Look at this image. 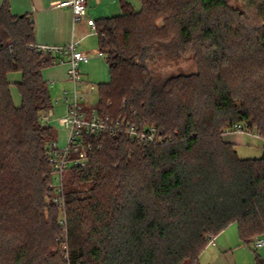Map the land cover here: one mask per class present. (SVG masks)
Returning <instances> with one entry per match:
<instances>
[{"label":"trees","instance_id":"obj_1","mask_svg":"<svg viewBox=\"0 0 264 264\" xmlns=\"http://www.w3.org/2000/svg\"><path fill=\"white\" fill-rule=\"evenodd\" d=\"M138 1L95 21L109 70L96 108L166 140L89 137L88 161L65 188L66 251L49 188L56 131L41 120L53 109L43 70L54 61L35 47L32 15L0 0V264H200L233 223L244 243L264 235V146L243 159L224 138L241 124L264 141V0H240L243 12L228 0ZM177 58H193L196 72L153 68Z\"/></svg>","mask_w":264,"mask_h":264},{"label":"built area","instance_id":"obj_2","mask_svg":"<svg viewBox=\"0 0 264 264\" xmlns=\"http://www.w3.org/2000/svg\"><path fill=\"white\" fill-rule=\"evenodd\" d=\"M62 5L71 6L75 22L87 18L88 0H69L63 2ZM89 22L95 30V21L89 20ZM35 47L41 52L43 58L52 57L53 54H70L68 77L73 84V91L67 97L68 107L66 114L60 119L61 125L68 131V137L63 146L60 145L57 139H53L47 155L51 174V181L49 183V188L52 190L51 201L58 205L64 212V173L73 166H82L87 163L89 151L93 148L89 137L102 134L115 135L121 132L125 133L127 139L131 142L142 144H159L163 143L166 139L159 135L157 128L152 124L143 121H132L126 116L115 117L112 115H104L99 113L96 107H88L90 97L95 93V87L86 82L79 70V65L81 63H88L91 56L82 51H78L75 43L62 47L36 44ZM97 56L104 58L105 53L98 51ZM52 112L53 109H50L41 117V120L45 123L51 120L50 116ZM235 128L238 131H243L241 124H237ZM59 219L61 226L67 231L68 222L66 215H63ZM253 240L255 241V247L264 246V235L256 236ZM62 248L67 251V244H64Z\"/></svg>","mask_w":264,"mask_h":264},{"label":"crops","instance_id":"obj_3","mask_svg":"<svg viewBox=\"0 0 264 264\" xmlns=\"http://www.w3.org/2000/svg\"><path fill=\"white\" fill-rule=\"evenodd\" d=\"M66 1L69 0H10V3L11 9L15 14L30 13L32 15L35 22L36 44L62 47L75 43L78 51L91 56L90 61L86 64L92 61H104L108 70L106 58L97 56V52L100 51L98 35L96 30L92 28L89 20L97 21L98 19L109 17L112 3L116 1L120 4V0H88L87 18L78 22L74 21L71 6L62 5ZM51 58L54 64L43 70L44 79L49 85H52L53 89L58 84L67 86L71 82L68 77L70 54H53ZM81 73L89 85H94L85 72L81 71ZM21 76L20 72L9 74L11 94L16 106H20L21 104V96L16 86V83L21 80ZM108 81L109 70L108 77L100 83ZM97 85H94V87L98 90ZM51 125L56 131L57 140L60 145H65L68 137L67 129L61 123L60 126L62 128H58L52 121ZM59 136L62 137V142H60ZM231 241L232 239L228 236L227 229L218 234L201 254L200 264H237L234 259V253H232ZM229 256H231L232 260L229 259Z\"/></svg>","mask_w":264,"mask_h":264},{"label":"rangeland","instance_id":"obj_4","mask_svg":"<svg viewBox=\"0 0 264 264\" xmlns=\"http://www.w3.org/2000/svg\"><path fill=\"white\" fill-rule=\"evenodd\" d=\"M134 8L139 10L141 8L140 2L138 0H132ZM229 5L233 7L238 12H243V4L240 0H228ZM122 13L119 2H113L111 5V11L109 16H116ZM96 47V46H95ZM156 72L162 76L171 74H189L196 72V63L193 58H177L172 60L162 61L161 64L153 66ZM79 70L87 74L89 80L92 84L97 85L103 82L105 78L108 77L107 66L104 61H92L89 64L81 63L79 65ZM98 86V85H97ZM50 91L52 96V106L53 112L51 114V120L46 123L51 125V121L60 128V119L66 114L68 107L67 97L70 96L73 91V84L69 82L67 86L58 84L55 89L50 85ZM98 103V90L95 87V93L90 97L88 107H96ZM89 111V109H87ZM46 114V113H45ZM44 114V115H45ZM62 128V127H61ZM57 137V136H56ZM224 138L228 141L236 143V149L239 157L243 159H253L259 158L263 154L264 141L255 132H250L247 130L238 131L232 130L224 134ZM60 142H62V137L59 136ZM69 169L64 173L65 188H68L69 184ZM61 218L66 215V211L59 207ZM67 217V215H66ZM233 231V232H232ZM228 236L232 239L231 248L232 253H234V259L237 264H256V256L259 255L264 259V246L261 248L255 247V241L250 243H244L240 240L237 224L233 223L227 228ZM233 235V236H231ZM259 236L255 235L254 237ZM60 247L62 248L64 244L68 245V232L64 229L61 230ZM58 240V239H57ZM231 259V256H229ZM232 260V259H231ZM189 264V263H186Z\"/></svg>","mask_w":264,"mask_h":264}]
</instances>
